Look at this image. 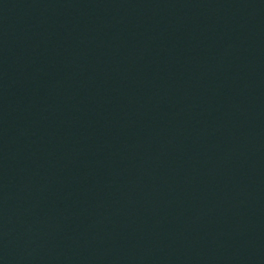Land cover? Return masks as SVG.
Returning <instances> with one entry per match:
<instances>
[{
    "label": "water",
    "instance_id": "obj_1",
    "mask_svg": "<svg viewBox=\"0 0 264 264\" xmlns=\"http://www.w3.org/2000/svg\"><path fill=\"white\" fill-rule=\"evenodd\" d=\"M0 264H264V0H0Z\"/></svg>",
    "mask_w": 264,
    "mask_h": 264
}]
</instances>
